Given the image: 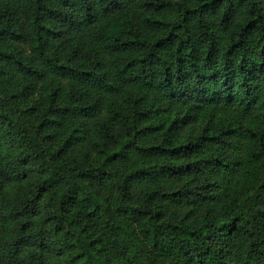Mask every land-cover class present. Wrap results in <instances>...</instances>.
Instances as JSON below:
<instances>
[{
  "label": "trees",
  "instance_id": "1",
  "mask_svg": "<svg viewBox=\"0 0 264 264\" xmlns=\"http://www.w3.org/2000/svg\"><path fill=\"white\" fill-rule=\"evenodd\" d=\"M0 264H264V0H0Z\"/></svg>",
  "mask_w": 264,
  "mask_h": 264
}]
</instances>
